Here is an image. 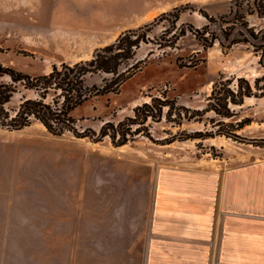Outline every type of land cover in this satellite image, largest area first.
<instances>
[{
    "label": "rangeland",
    "instance_id": "374dc122",
    "mask_svg": "<svg viewBox=\"0 0 264 264\" xmlns=\"http://www.w3.org/2000/svg\"><path fill=\"white\" fill-rule=\"evenodd\" d=\"M230 6L231 0H0V61L32 75L90 59L123 32L151 24V41L136 49V59L146 58L142 68L118 93L72 111L78 131L89 129L90 137L53 135L39 122L0 127V226L10 227L0 233L3 255L13 252L14 264H146L152 211L167 185H180L188 169L264 160V96L247 97L231 118L203 111L220 74L254 79L263 73L252 47L204 49L189 30L160 47L175 30L169 16L153 23L162 13L188 8L177 27L199 28L207 23L200 11L217 15ZM249 20L264 26L257 17ZM103 77L89 75L87 82ZM152 97L174 103L172 120L166 106L160 120L148 119L124 145L94 140L108 121L128 127L127 117Z\"/></svg>",
    "mask_w": 264,
    "mask_h": 264
},
{
    "label": "trees",
    "instance_id": "16d2710c",
    "mask_svg": "<svg viewBox=\"0 0 264 264\" xmlns=\"http://www.w3.org/2000/svg\"><path fill=\"white\" fill-rule=\"evenodd\" d=\"M187 9L175 8L155 19L153 23L171 17L168 20L171 22L169 28L175 30L172 38L165 42L158 41L160 47L174 45L189 30L195 34L204 49L219 43L228 52L233 46L244 43L250 45L259 57L258 63L263 73L254 79L243 76L226 78L220 74L213 82L203 111H214L222 117L231 118L236 114L233 107L243 105L247 97L264 96V26L258 27L249 20L250 16H254L264 22V0H231L230 9L225 13L213 15L200 11L207 19L202 27H177L181 14ZM149 25L123 32L113 43L98 48L90 59L54 64L48 73L32 75L0 61V127L20 130L33 122H39L53 135L61 136L72 132L78 137H90L89 129L78 131L77 119L73 117L72 111L91 98L118 93L127 78L142 68L146 58L136 59V49L142 42L151 41L148 37ZM4 52L0 42V53ZM95 74L106 77H103L102 83L88 84V76ZM235 82L236 87H233ZM17 94L21 95L20 102L16 107L10 108L9 104ZM166 106H169L168 115L172 120L174 103L168 99L152 97L151 102L135 107V115L126 119L128 127H123V121L117 124L108 121L94 140L109 137L115 145H124L128 143L130 136L134 137L141 132L148 119L160 120ZM178 114L182 116L181 111ZM245 124L243 119L237 126L243 127ZM134 125L138 127L134 128ZM92 132L96 135L95 131Z\"/></svg>",
    "mask_w": 264,
    "mask_h": 264
},
{
    "label": "crops",
    "instance_id": "0c3cea01",
    "mask_svg": "<svg viewBox=\"0 0 264 264\" xmlns=\"http://www.w3.org/2000/svg\"><path fill=\"white\" fill-rule=\"evenodd\" d=\"M165 194L152 211L146 264H264V160L185 170ZM13 257L0 250V264Z\"/></svg>",
    "mask_w": 264,
    "mask_h": 264
}]
</instances>
